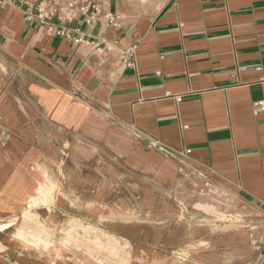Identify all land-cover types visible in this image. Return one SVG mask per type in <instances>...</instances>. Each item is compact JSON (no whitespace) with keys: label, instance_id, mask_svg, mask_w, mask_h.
<instances>
[{"label":"crops","instance_id":"obj_1","mask_svg":"<svg viewBox=\"0 0 264 264\" xmlns=\"http://www.w3.org/2000/svg\"><path fill=\"white\" fill-rule=\"evenodd\" d=\"M89 1L100 51L0 0V264H264V0Z\"/></svg>","mask_w":264,"mask_h":264},{"label":"built area","instance_id":"obj_2","mask_svg":"<svg viewBox=\"0 0 264 264\" xmlns=\"http://www.w3.org/2000/svg\"><path fill=\"white\" fill-rule=\"evenodd\" d=\"M12 1V0H11ZM26 23L44 29L49 37L66 40L74 46H85L94 51L102 50L104 41L91 34L100 24L104 28H117L120 17L89 0H13ZM13 3V2H12ZM134 46L123 53L127 67L134 66ZM254 112H264V99L253 103Z\"/></svg>","mask_w":264,"mask_h":264},{"label":"rangeland","instance_id":"obj_3","mask_svg":"<svg viewBox=\"0 0 264 264\" xmlns=\"http://www.w3.org/2000/svg\"><path fill=\"white\" fill-rule=\"evenodd\" d=\"M126 7L128 6L129 9L133 11L134 14L138 16H144L150 13L154 8L156 7L158 0H135V1H130L127 0L124 2ZM236 226L235 225H232ZM84 232L87 233L85 230ZM78 233L76 232V235ZM98 235V234H97ZM101 235V240L97 242L98 247L97 249L100 248L102 255L104 253H107L111 247H110V242L104 238L103 234ZM72 237V236H71ZM70 238V237H69ZM66 239V238H65ZM71 239V238H70ZM14 241H21L24 244H28L32 247H36L37 249H45L44 245L41 243H36L32 240V238L29 236V230H28V214L23 212L21 215V220L19 218H12L9 220L7 223H0V257L1 256H6L7 250H8V243ZM84 240H81L80 238L73 239L70 241L65 240L63 243H60V245H68L72 248V246L76 249H78V245H80V250L83 248L87 249L91 248L92 249V244H85L83 243ZM85 242V241H84ZM96 246V245H95ZM107 255V254H106ZM101 264H113V260L109 259H104L102 256L101 258Z\"/></svg>","mask_w":264,"mask_h":264}]
</instances>
